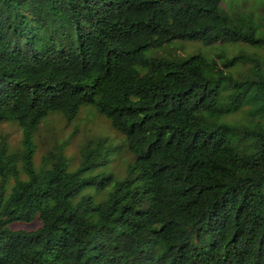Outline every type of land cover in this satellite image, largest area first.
Returning <instances> with one entry per match:
<instances>
[{
	"label": "trees",
	"instance_id": "trees-1",
	"mask_svg": "<svg viewBox=\"0 0 264 264\" xmlns=\"http://www.w3.org/2000/svg\"><path fill=\"white\" fill-rule=\"evenodd\" d=\"M86 104L123 135V174L91 173L104 135L36 168L40 120ZM7 120L0 264H264V0H0Z\"/></svg>",
	"mask_w": 264,
	"mask_h": 264
},
{
	"label": "rangeland",
	"instance_id": "rangeland-1",
	"mask_svg": "<svg viewBox=\"0 0 264 264\" xmlns=\"http://www.w3.org/2000/svg\"><path fill=\"white\" fill-rule=\"evenodd\" d=\"M227 2L228 0H221V5H225ZM237 2L240 3V0H237ZM171 43L180 45L181 51L184 53L198 50L208 55H211L214 50L220 47L218 41L206 45L200 41L190 40H174ZM232 46L235 45L227 44L224 45V48L230 50ZM0 133L7 134L10 148L18 145L20 132L14 122L9 120L0 121ZM97 135L106 136L112 148L108 151V161L93 168L91 173L111 171L114 176L120 177L123 174L125 162L132 157L125 146L124 137L110 125L107 118L88 104L81 105L77 114L70 120H65L57 112H49L40 120L32 134V140L35 144L34 166L36 168L40 167L43 164L42 155L48 149H51L55 143L61 142L63 143L64 153L69 156V164L73 167L78 160L79 145ZM20 175L23 176L22 173ZM7 180V185H9L12 177L10 176ZM103 192L104 190H99L95 193V196L100 197ZM38 224V220L33 219L30 222H12L9 226L11 228L31 229Z\"/></svg>",
	"mask_w": 264,
	"mask_h": 264
}]
</instances>
